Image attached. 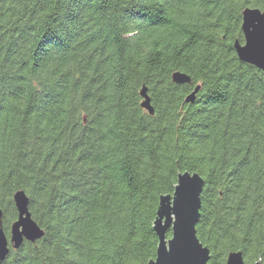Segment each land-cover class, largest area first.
Segmentation results:
<instances>
[{
  "label": "trees",
  "instance_id": "obj_1",
  "mask_svg": "<svg viewBox=\"0 0 264 264\" xmlns=\"http://www.w3.org/2000/svg\"><path fill=\"white\" fill-rule=\"evenodd\" d=\"M247 7L264 0H0V264H148L184 171L204 179L208 264H264V71L234 48ZM17 190L43 235L14 248Z\"/></svg>",
  "mask_w": 264,
  "mask_h": 264
},
{
  "label": "water",
  "instance_id": "obj_2",
  "mask_svg": "<svg viewBox=\"0 0 264 264\" xmlns=\"http://www.w3.org/2000/svg\"><path fill=\"white\" fill-rule=\"evenodd\" d=\"M241 30L244 42H234L238 58L264 71V11L259 8H244L242 11ZM172 78L177 83L190 82V77L176 71ZM200 85L187 95L186 101H193ZM142 106L151 114L153 108L147 94V88L142 87ZM204 179L197 172L184 171L177 175V182L170 194L159 198L153 228L158 236L155 258L148 264H208L210 250L198 239L196 223L200 215L201 193ZM13 200L18 211V218L10 226V242L14 248L19 247L24 240L35 241L43 235V230L32 218L29 211V197L23 190L13 194ZM1 215V212H0ZM171 236L167 237V231ZM9 241L0 221V261L9 252ZM225 264H246L240 250L227 255Z\"/></svg>",
  "mask_w": 264,
  "mask_h": 264
}]
</instances>
